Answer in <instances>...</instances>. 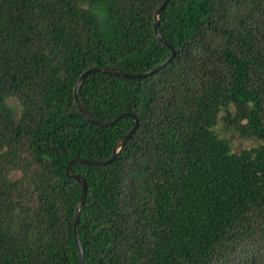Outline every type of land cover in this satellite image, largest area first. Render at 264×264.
I'll use <instances>...</instances> for the list:
<instances>
[{"label":"trees","instance_id":"16d2710c","mask_svg":"<svg viewBox=\"0 0 264 264\" xmlns=\"http://www.w3.org/2000/svg\"><path fill=\"white\" fill-rule=\"evenodd\" d=\"M164 1L0 0V264H79L67 165L135 119L74 89L169 59ZM159 31L166 67L79 91L139 120L72 166L83 264H264V0H171Z\"/></svg>","mask_w":264,"mask_h":264},{"label":"water","instance_id":"95a60500","mask_svg":"<svg viewBox=\"0 0 264 264\" xmlns=\"http://www.w3.org/2000/svg\"><path fill=\"white\" fill-rule=\"evenodd\" d=\"M171 0H165L163 2V4L161 5V7L156 11L155 13V24H154V30H155V34L158 37L159 41L162 42L164 45H166L168 48L171 49V56L169 59H167L165 62H163L162 64H160L159 66H157L155 69L145 72V73H140V74H131V73H124L116 68L113 67H95L92 69H89L87 71H85L78 79L75 89H74V98H75V102L76 105L79 108L80 113L82 114V116L89 121L90 123L100 126V127H110L115 125L116 123H118L120 120H122L125 117L128 116H132L135 119V126L132 128V130L123 138L119 139L114 147H113V152L112 155L109 159L105 160V161H93V160H88V159H84V158H76L73 159L66 168V173L67 176L71 179H75L81 186L82 192H81V197L80 200L77 203L76 206V212H75V222H74V240H75V244L77 247V251L79 254V264H83L84 263V251H83V247L81 244V240H80V235H79V219H80V215L81 212L83 210L85 201H86V196H87V184L85 179L78 175V174H73L71 172L72 166L74 164H87V165H94V166H105L108 165L112 162H114L117 159V156L119 155V153L122 151V149L124 148V146L126 145V143L131 139V137L133 136V134L135 133L138 125H139V120L134 117L133 115H131L130 113H124L119 115L118 117H116L115 119L111 120V121H98L94 118H92L91 116H89V114L87 113V111L85 110L80 97H79V91L83 85V83L85 82L86 78L93 73H102V74H106V75H111V76H115L118 78H123V79H133V80H137V79H142V78H146L149 76H152L154 74H156L157 72H159L161 69H163L164 67H166L171 61L172 59L175 57L176 51L175 49L165 40V38H163V36L160 34L159 31V22H160V18L161 15L163 13V11L165 10V8L167 7V5L169 4Z\"/></svg>","mask_w":264,"mask_h":264},{"label":"rangeland","instance_id":"374dc122","mask_svg":"<svg viewBox=\"0 0 264 264\" xmlns=\"http://www.w3.org/2000/svg\"><path fill=\"white\" fill-rule=\"evenodd\" d=\"M14 102H10V104H13ZM227 137H230L232 139L233 143V150L234 152H240L245 148H248L251 146L250 142L247 140H243L242 138L238 137L234 132H227Z\"/></svg>","mask_w":264,"mask_h":264}]
</instances>
